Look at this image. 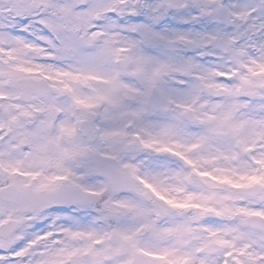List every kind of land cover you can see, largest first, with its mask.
<instances>
[{
    "label": "snow or ice",
    "instance_id": "obj_1",
    "mask_svg": "<svg viewBox=\"0 0 264 264\" xmlns=\"http://www.w3.org/2000/svg\"><path fill=\"white\" fill-rule=\"evenodd\" d=\"M0 264H264V0H0Z\"/></svg>",
    "mask_w": 264,
    "mask_h": 264
}]
</instances>
